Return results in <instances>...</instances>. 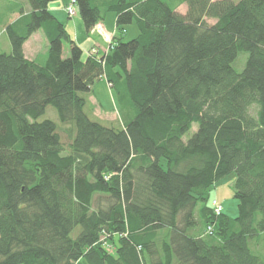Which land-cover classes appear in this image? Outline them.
Masks as SVG:
<instances>
[{
	"label": "trees",
	"instance_id": "obj_1",
	"mask_svg": "<svg viewBox=\"0 0 264 264\" xmlns=\"http://www.w3.org/2000/svg\"><path fill=\"white\" fill-rule=\"evenodd\" d=\"M53 1L4 27L0 264H264V0H75L87 33L115 14L101 58ZM38 30L44 64L22 48ZM101 79L131 114L121 125L85 111ZM48 106L59 123L38 121ZM230 174L233 218L210 198Z\"/></svg>",
	"mask_w": 264,
	"mask_h": 264
},
{
	"label": "rangeland",
	"instance_id": "obj_2",
	"mask_svg": "<svg viewBox=\"0 0 264 264\" xmlns=\"http://www.w3.org/2000/svg\"><path fill=\"white\" fill-rule=\"evenodd\" d=\"M171 6H175L178 3V0H169ZM63 0H56L49 4V6H52L53 4H59L62 6ZM29 6L27 0H0V34H3L0 37V51H7L9 48V42L8 38L5 33H3V28L8 23L12 22L17 13L19 14L22 10H25ZM186 6L182 5V7H176L178 11L184 12ZM114 13H108L106 15V23L110 20L112 21V18L114 17ZM61 21L63 23H66V30L68 31V34L71 37H74L76 35V32L79 34L78 41L80 44L85 46L84 42L86 41L87 33L83 26L82 20L77 12L71 17H69L66 12H62L59 15ZM60 21V20H59ZM68 23V24H67ZM208 24H213V20H208ZM75 24V25H74ZM77 29V30H76ZM126 34H125V40L128 41L134 37H136L138 31L135 24L128 25L126 27ZM89 38V37H88ZM91 39V38H90ZM105 39H108V36L105 37ZM110 46V45H109ZM108 46V48H109ZM63 47L68 50V54H66V57L69 55V44L66 41H63ZM108 48L105 49V51H108ZM41 49V50H40ZM38 49V56L36 57V63H45L46 55L44 52V49L42 46ZM91 49V48H90ZM89 49V50H90ZM97 50V49H96ZM35 52V51H34ZM33 52V53H34ZM88 51H86L87 54ZM98 55V51H97ZM63 57V56H62ZM246 54L240 53L234 62L233 66L235 69L239 72L244 66ZM243 58L242 64L237 65L238 62H240V59ZM85 97L88 99V105L85 109L86 113L89 114V116L94 119H99L100 121L104 122L105 125L114 123V125L126 122L130 119L131 114L124 110V106L119 103V100L117 98L116 93L108 86L107 82L104 79H101L99 81H96L92 87L89 93H82ZM89 112H92V117ZM49 119L56 123L58 122V117L55 109L51 106H48L46 108L45 113L38 119V121ZM66 126H62L60 129V134L63 138L64 142H67V136L63 133V129H65ZM197 128V125L193 124L191 130L188 132L186 137H189L193 132H195ZM233 183H234V174H230L229 176L222 179L220 182L216 183L214 187H212L210 192V198H214L223 208V213L229 217H235L237 215V200L233 198ZM79 230V228L76 229V231ZM75 231V232H76ZM75 232L72 234V237L75 236Z\"/></svg>",
	"mask_w": 264,
	"mask_h": 264
},
{
	"label": "crops",
	"instance_id": "obj_3",
	"mask_svg": "<svg viewBox=\"0 0 264 264\" xmlns=\"http://www.w3.org/2000/svg\"><path fill=\"white\" fill-rule=\"evenodd\" d=\"M65 4H66V1L63 0L62 6H60L59 4H53L52 6L48 5V11L58 21L60 20L59 22L62 23L65 26V28H66V26H67L66 23H63L61 21L60 17H59V15L62 12L63 13L65 12L64 11ZM179 7H182V5H180ZM185 11H186V8H185L184 12H181V11H179V12L180 13H185ZM21 12H23L24 14L29 13L30 12V6H28L25 10H22ZM106 15H105V17H106ZM19 16H20V13L19 14L17 13V15H16V17H15V19L13 21L18 19ZM105 17H104V20L99 22L98 24H96L90 30V32H88V33L86 32L87 36L89 38L86 37V41L84 42V44L87 47H83V45L79 43L78 38L80 36H79V34L77 32H76V35L74 37H71L74 40V42L82 49L84 58L86 57V51H88L90 48H96L97 49L99 58H101L106 53L105 49L108 48V46L110 45V42L112 40V37L115 35V32H116L115 27L116 26H115V16L112 18V21L110 20L107 23H106V18ZM3 33H5L4 30H3ZM2 35L3 34H0V37ZM106 36H108V39H105ZM41 46L43 48H45L44 52H45V55L47 56L48 43H47L46 37H45L44 33L41 30H38V31L34 32L23 44L22 48H23V53H24L25 58L30 60V61H35L36 62V60H37L36 57L39 55L38 54V52H39L38 49H40ZM9 52H10V44H9L8 50L7 51H2V53H9ZM66 54H68V50L66 48L62 47V56H63V58L66 56ZM39 64H43V63H39Z\"/></svg>",
	"mask_w": 264,
	"mask_h": 264
},
{
	"label": "built area",
	"instance_id": "obj_4",
	"mask_svg": "<svg viewBox=\"0 0 264 264\" xmlns=\"http://www.w3.org/2000/svg\"><path fill=\"white\" fill-rule=\"evenodd\" d=\"M64 11L66 12V14L69 17L73 16L76 12L75 0H67L66 4L64 6ZM86 56L98 57L96 48H91L90 50H88ZM211 205H212V208H213L215 214H219L221 212L222 206L216 200H212Z\"/></svg>",
	"mask_w": 264,
	"mask_h": 264
}]
</instances>
